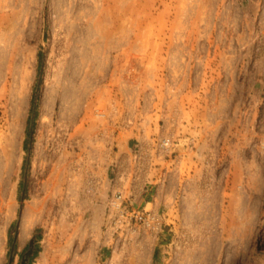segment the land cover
I'll use <instances>...</instances> for the list:
<instances>
[{
	"label": "rangeland",
	"instance_id": "374dc122",
	"mask_svg": "<svg viewBox=\"0 0 264 264\" xmlns=\"http://www.w3.org/2000/svg\"><path fill=\"white\" fill-rule=\"evenodd\" d=\"M140 150L168 230L122 234ZM23 261L264 264V0H0V264Z\"/></svg>",
	"mask_w": 264,
	"mask_h": 264
},
{
	"label": "crops",
	"instance_id": "0c3cea01",
	"mask_svg": "<svg viewBox=\"0 0 264 264\" xmlns=\"http://www.w3.org/2000/svg\"><path fill=\"white\" fill-rule=\"evenodd\" d=\"M144 153V154H143ZM145 156V157H144ZM135 162L133 160V163L135 164V167L138 170V177H137V181L138 182H133L134 184L137 185V189L136 187L134 189H129V191H125L126 187H127V183L126 181L120 182L118 173L116 174V188H122L124 190V194L123 196L125 198H127L132 206L136 209H141V210H145V211H149L151 212V214H153L156 217V220H154L155 225H157L159 228L157 230V232H164L167 228L164 227L166 225V221H167V217L168 214H166L165 212L161 211V207L157 204V189L158 187L156 186V184H151L153 182H157L158 180L160 181V176L156 179L158 180H154L153 178H151L152 176V169L150 167V165H148L149 161L151 160L152 154H150V152H143V150H140V153H136L135 154ZM143 158L145 160H147V166L144 165V161ZM146 163V162H145ZM151 164V163H149ZM168 171L163 172V175H166ZM162 173V172H161ZM123 177V176H122ZM129 182V180L127 181ZM132 195V197H131ZM129 198H128V197ZM121 233L124 234V232H137V230H140L141 228H144V230L148 231L151 228L148 227H143L142 224H129L127 221L125 220H121ZM168 230V229H167ZM151 232H155L154 230H152Z\"/></svg>",
	"mask_w": 264,
	"mask_h": 264
},
{
	"label": "built area",
	"instance_id": "2783aa9c",
	"mask_svg": "<svg viewBox=\"0 0 264 264\" xmlns=\"http://www.w3.org/2000/svg\"><path fill=\"white\" fill-rule=\"evenodd\" d=\"M112 205H114L117 210L120 223L123 219L129 224H142L143 227H148L156 231L158 230L159 227L155 225L154 222L156 217L149 211L134 208L123 194H117L112 200Z\"/></svg>",
	"mask_w": 264,
	"mask_h": 264
},
{
	"label": "water",
	"instance_id": "95a60500",
	"mask_svg": "<svg viewBox=\"0 0 264 264\" xmlns=\"http://www.w3.org/2000/svg\"><path fill=\"white\" fill-rule=\"evenodd\" d=\"M22 264H25V261H23V263Z\"/></svg>",
	"mask_w": 264,
	"mask_h": 264
}]
</instances>
